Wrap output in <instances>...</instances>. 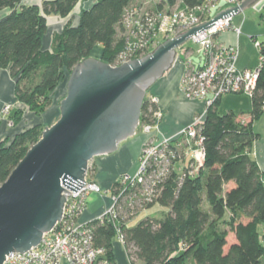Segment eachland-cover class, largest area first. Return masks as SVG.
Wrapping results in <instances>:
<instances>
[{
	"label": "trees",
	"instance_id": "1",
	"mask_svg": "<svg viewBox=\"0 0 264 264\" xmlns=\"http://www.w3.org/2000/svg\"><path fill=\"white\" fill-rule=\"evenodd\" d=\"M178 1L179 8L205 2L163 0L151 9L173 7ZM22 2L0 0V11H4L0 14V69L8 70L15 81L16 102L37 115L50 108L52 94L67 81L78 62L92 57L94 48L101 51L96 58L115 65L124 48L137 41L128 34L116 39L129 0H42L40 5ZM77 5L78 24L68 21L52 33L45 47L47 17H67ZM250 97L252 106L246 119L240 118L244 112L219 114L218 100L208 108L197 127L205 152L199 169L194 170L192 160L181 154L177 138L169 145L173 156L169 155L168 170L156 183L150 200H142L140 185L119 189L116 182L112 186V191L122 193L115 203L116 217L86 222V227L92 228L93 246L103 249L110 264H114L113 243L119 235L131 264H264V180L249 154L259 138L252 124L264 111V67ZM156 109L145 99L140 122L149 121ZM15 115L19 120L20 108ZM3 124L0 121V129ZM37 126L0 142V185L41 137ZM91 171L93 167L88 173ZM156 203L168 211L161 217L147 216L128 225L141 210ZM229 233L234 236L230 244Z\"/></svg>",
	"mask_w": 264,
	"mask_h": 264
},
{
	"label": "water",
	"instance_id": "2",
	"mask_svg": "<svg viewBox=\"0 0 264 264\" xmlns=\"http://www.w3.org/2000/svg\"><path fill=\"white\" fill-rule=\"evenodd\" d=\"M258 2L241 0L141 58L111 65L88 57L72 68L58 119L44 128L0 185V264L11 252L37 246L62 219L68 196L84 187L90 162L116 152L136 134L146 94L172 67L177 49L214 21Z\"/></svg>",
	"mask_w": 264,
	"mask_h": 264
},
{
	"label": "built area",
	"instance_id": "3",
	"mask_svg": "<svg viewBox=\"0 0 264 264\" xmlns=\"http://www.w3.org/2000/svg\"><path fill=\"white\" fill-rule=\"evenodd\" d=\"M228 7L239 5L241 0H205V2L191 8H176L175 10L140 11L139 9L126 10L122 24L131 27L129 36L137 39L128 44L117 57L119 65L131 59L141 58L149 53L152 45L157 43L159 36L171 38L179 30H188L201 23L210 21L221 10L220 4ZM233 14L226 18L214 21L208 28L191 35L190 40L197 47L185 46V53L189 51L190 58L184 61L185 69L181 78L183 94L188 99L204 101V111L195 116L189 126L184 127L176 138H165L158 134V122L161 118L159 110L151 112V119L141 123L139 127L147 135L142 145L138 169L134 175L122 177V186L140 185L142 200L148 201L154 195V187L168 170V157L173 156L169 145L181 135L192 141L197 127L201 124L207 109L212 106L223 94L252 95L261 69L264 67V42L255 41L258 50L257 66L252 69H238L237 45H223L216 39V35L224 30L231 29L237 35L240 28L232 27ZM189 54V55H190ZM112 65V64H111ZM156 105V97L145 98ZM9 104H3L0 111L8 113ZM155 130V131H154ZM194 142V141H193ZM202 137L190 143L188 151L182 153L185 158L192 160L194 170L199 169L205 158ZM88 174V172H87ZM121 186V187H122ZM101 188L92 179H86L84 187L71 193L65 203L62 219L55 227L43 234L40 243L26 252H11L5 256L3 264H110L104 258V251L95 248L92 241V228L86 227V222L78 219L86 208V196L101 192ZM124 190V189H123ZM122 190V192H123ZM122 193L112 198V204L98 219L109 216L116 217L115 203ZM118 239L122 241V236ZM100 260H98L100 257ZM98 260V261H97Z\"/></svg>",
	"mask_w": 264,
	"mask_h": 264
},
{
	"label": "crops",
	"instance_id": "4",
	"mask_svg": "<svg viewBox=\"0 0 264 264\" xmlns=\"http://www.w3.org/2000/svg\"><path fill=\"white\" fill-rule=\"evenodd\" d=\"M144 1V0H140ZM151 6L163 0H149ZM42 0H23L24 5H40ZM179 4L180 1L178 2ZM149 4V5H150ZM221 9H226L227 5L221 3ZM252 13H245L242 16L232 18V27L240 28L237 35L233 30H226L218 37V42L223 45H237L238 57L236 67L238 69H252L257 66L258 51L252 42V38L264 42V0L251 6ZM250 7V8H251ZM4 11H0L2 14ZM50 17V16H48ZM47 17V18H48ZM45 45V44H44ZM46 47V46H45ZM187 54V53H186ZM187 56L183 54V57ZM183 68L180 62L173 64L150 88L146 94L148 97H156L158 106L163 112V118L159 125L158 134L165 138H176L179 132L186 127L193 116L202 112L203 104L198 100H186L180 91V80ZM14 79L9 75L8 70L0 69V107L3 104H10L15 112L22 105L16 102L14 96ZM61 93L57 97L66 93V81L62 82ZM251 97L245 94H225L219 99L216 109L219 114H224L231 110L235 113L244 112L241 119H246L248 111L251 109ZM57 114L55 101H52L50 108L46 110L43 117L47 120H54ZM28 115H31L28 113ZM32 121H37L39 117L32 115ZM37 118V119H36ZM253 130L259 134L249 151L250 156L256 161L262 171L264 180V111L259 119L252 124ZM21 127L15 131L5 129L4 125L0 129V141L6 137L12 138ZM146 140V135L139 132L133 137L120 143L116 152L95 157L90 165L93 171L88 175L102 189L100 193H91L86 201V208L79 217L80 222H87L100 217L112 204V186L116 182L121 183L125 175H134L138 167L140 149ZM132 220V219H131ZM114 264H131L125 247L120 240L113 243ZM63 264H68L64 262Z\"/></svg>",
	"mask_w": 264,
	"mask_h": 264
},
{
	"label": "rangeland",
	"instance_id": "5",
	"mask_svg": "<svg viewBox=\"0 0 264 264\" xmlns=\"http://www.w3.org/2000/svg\"><path fill=\"white\" fill-rule=\"evenodd\" d=\"M94 2H95V0H91V3H94ZM178 2L173 7H167L166 6V7H163V9H161V10H175L176 8H179V5L180 4ZM149 4H150V1L149 0H144V1H140V0H129V2L127 3V5L125 7V11L126 10H130V9H139L140 11H147V10L153 8V5L151 6V4L150 5ZM223 4H224V2H223ZM253 10H254V8L251 7V8H248V9L244 10V11H240V12L236 13L237 15L236 14H234V15H236L235 17H239V16H242V14H245V13H248V14L249 13H252ZM79 14H80V7L77 5L74 8V10L71 12V14L68 15L67 17L62 18V17H59L57 15H50V17L47 18V27L48 28H47V32L45 34V46L47 47L49 45V41L51 39L52 33L55 32V31H60L61 28L68 21H71L72 25H77L78 24V21H79ZM124 14H125V12H124ZM228 30H230V29H228ZM231 30H232V28H231ZM130 31H131V27L129 28L127 26H124L122 24V22H121L120 25L117 26L116 39L117 40L120 39V37H122L123 34H129ZM184 31H186V30H184ZM184 31H182V32H184ZM224 31H226V30H224ZM224 31H222V32H224ZM178 32L181 33V30H179ZM220 34H217L216 35V38ZM165 39H167V38H165L163 36H159L158 39H157V43H155L154 45L151 46L149 52H151L158 44H160L161 42H163ZM216 40L218 41V39H216ZM255 41H256V39H253L252 38V42L254 43ZM184 45L185 46H188V47L192 45L194 48L197 47L196 45H193L192 44V42H191L190 39ZM185 51H186L185 50V47H183V45L180 46L177 49V51H176V58H175V60L173 62V64H176V63L178 64V62H180L181 65H182L183 71L185 69L184 61L186 60L187 57L188 58L191 57V54L189 53V51L187 52V54L185 53ZM100 53H101L100 48L99 47H96V48L93 49L91 56L96 58V57L99 56ZM183 54L184 55H187V56H184L183 57ZM182 75H183V72H182ZM181 78H182V76H181ZM60 88H61V86H59L55 90V92L52 94V101H55V106L57 107V114H56V117L54 118V120H47L46 118L43 117V114L46 111L43 114H41V115H37L34 112L29 111V109L24 104H21L20 103L22 105L21 107H23V108H21V115L19 116L20 119L18 120V118H17L18 115H15L16 117L13 116L15 112L13 111L12 105L9 104L10 105V109H9V112L8 113H4L3 110L0 111V121H1V124L4 123L3 124L4 125V128L5 129H10L11 131L12 130L15 131L19 127H21V130H25L27 128L33 127L34 125L38 124L37 127H38L39 131L40 130L43 131L45 127L52 125L58 119V117H59V102L65 96L64 95V96H61V97H57V93H61L62 92L61 91L62 89L60 90ZM180 91H181L182 96L186 100H198V101H200L203 104L202 111H204V108H205L204 105L205 104H204V101L203 100H201V99H188L183 94L181 80H180ZM223 95H225V94H223ZM245 95H247V94H245ZM248 96H251V95H248ZM219 99H218V101H219ZM156 106H157V110H159V112L161 113V118H160V121L158 122V130H157V131H159V125H160V123L162 121V118H163V112H162V110L158 106V101L156 102ZM207 111H208V109H207ZM28 113L31 114V115H28ZM32 115H34L35 117H39V119L37 121H32L31 120V119H33V117H31ZM197 115L198 114H196V115L193 116L191 122H193V120L195 119V116H197ZM15 118H17V119H15ZM31 122H33V123H31ZM191 122L187 126H189L191 124ZM28 125H30V126H28ZM139 132L142 133V134H144V135H146L145 133H143L141 131V129L139 127V124H138L137 130H136V134H139ZM200 137H201V134L199 132H196V135H195L193 141L196 142V140L198 138H200ZM146 138H147V135H146ZM8 139L9 138L6 137L4 140H2L0 142H5ZM193 141L190 138L186 137L185 135H181L179 137V141L177 143V147H179V149L181 150V154L182 153H185L186 151H188L189 144L191 142L194 143ZM141 152H142V147L140 149L139 158L141 156ZM139 158H138V163H139ZM90 167H91V165H90ZM178 167H179V163L177 164V168ZM137 169H138V167H137ZM136 172H137V170H136ZM88 174L86 175V179L87 178L89 179ZM122 181H123V179H122ZM122 181H121V183H122ZM121 183L119 182V185H118V188L119 189L122 186ZM112 192H113L112 198L114 196L116 197L117 194H118L117 193L118 191H115V192L112 191ZM89 195L86 196V201H87ZM204 199H205V195H204ZM167 211H168V208L167 207L161 206V205H159V204L156 203V204H154L153 206H151L149 208H146L144 210H141L131 221L128 222V225L129 226L135 225L137 222H139L140 220H142L143 218H145L147 216H158V217H161ZM260 230H261V228H260ZM233 240H234L233 234L232 233H229V235H228V244H230Z\"/></svg>",
	"mask_w": 264,
	"mask_h": 264
},
{
	"label": "bare ground",
	"instance_id": "6",
	"mask_svg": "<svg viewBox=\"0 0 264 264\" xmlns=\"http://www.w3.org/2000/svg\"><path fill=\"white\" fill-rule=\"evenodd\" d=\"M211 107V106H210ZM31 123H33V122H31ZM28 126H30V125H28ZM145 142V141H144ZM177 153H179V151H177Z\"/></svg>",
	"mask_w": 264,
	"mask_h": 264
}]
</instances>
